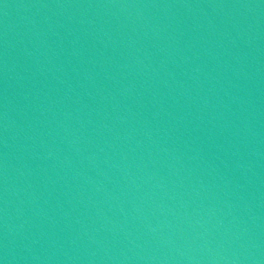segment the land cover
I'll use <instances>...</instances> for the list:
<instances>
[{"label":"water","instance_id":"1","mask_svg":"<svg viewBox=\"0 0 264 264\" xmlns=\"http://www.w3.org/2000/svg\"><path fill=\"white\" fill-rule=\"evenodd\" d=\"M2 264H264V0H0Z\"/></svg>","mask_w":264,"mask_h":264},{"label":"snow or ice","instance_id":"2","mask_svg":"<svg viewBox=\"0 0 264 264\" xmlns=\"http://www.w3.org/2000/svg\"><path fill=\"white\" fill-rule=\"evenodd\" d=\"M0 264H2V262H0Z\"/></svg>","mask_w":264,"mask_h":264}]
</instances>
